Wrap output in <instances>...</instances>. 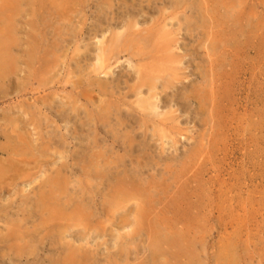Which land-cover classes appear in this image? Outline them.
I'll use <instances>...</instances> for the list:
<instances>
[{
    "label": "rangeland",
    "instance_id": "rangeland-1",
    "mask_svg": "<svg viewBox=\"0 0 264 264\" xmlns=\"http://www.w3.org/2000/svg\"><path fill=\"white\" fill-rule=\"evenodd\" d=\"M0 5L15 41L0 81V161L6 134L34 146L0 192L11 208L0 264L73 252L80 264H264V0ZM130 24L164 36L140 50L110 45ZM143 67L151 92L139 88ZM57 180L58 201L36 215V194ZM14 232L31 243L23 254L3 243Z\"/></svg>",
    "mask_w": 264,
    "mask_h": 264
},
{
    "label": "bare ground",
    "instance_id": "bare-ground-1",
    "mask_svg": "<svg viewBox=\"0 0 264 264\" xmlns=\"http://www.w3.org/2000/svg\"><path fill=\"white\" fill-rule=\"evenodd\" d=\"M108 2L111 0H107ZM3 2V0H2ZM5 7V6H4ZM2 5H0V18L2 20L3 23V28L0 29V81H2V83L4 84L6 81H8L7 78V74L9 72L12 71L13 67H14V59L9 55V50H12L13 45L15 44V41H13L12 37L10 36L11 34V30L8 32L9 30V19H7V16H4L3 18V14L6 12L5 8ZM16 14H19V12H17ZM12 16V15H11ZM136 24H130L127 26L126 31L127 34L126 35H122L119 33H115L113 34L111 40H110V45H113L114 48H116L117 45H119L122 42H125V47L133 48L136 47L137 49L140 50V47L143 48L144 45H151L152 42H154L155 40H157L159 36L162 35L161 38H163L164 34L161 32H158V34H152L149 33L148 30L145 31L144 34L140 33L139 31H135L133 30V27H135ZM11 28V27H10ZM161 33V35H160ZM127 49V48H126ZM125 49V50H126ZM101 53H104L103 50H101ZM120 54V53H118ZM142 54V53H141ZM37 55V48L36 46L32 47L30 49V54L29 57L31 60H35L34 56ZM130 59L132 58H137V55L131 56L129 55ZM138 57H140V55L138 54ZM168 54L166 53L164 55V58H168ZM104 56L101 54L97 57L98 62H99V69H102L104 71V69H107L109 67V65L104 68V60L103 59ZM139 58L137 59L138 61ZM103 59V60H102ZM137 64V63H136ZM139 66V65H136ZM147 67H143V76L141 78V82H140V87H146L147 90L149 92L153 91L155 89L153 83L151 84V76H150V72L148 69H146ZM103 73V72H102ZM105 75H107V72L104 73ZM7 79V80H6ZM171 80H165L164 81V86L162 88L165 89L168 87L167 84H170ZM97 87L98 90L101 94H103L104 96H108L109 93L103 89V86L99 85L97 83ZM156 95L152 94L150 95V98H155ZM139 104H143L146 105V101H139ZM13 112V110H12ZM12 119L9 118V121H11ZM9 121L7 122V124L9 125ZM10 123H14L13 121H11ZM5 127V126H4ZM7 137V144L5 147H3V149L1 151H3V153L7 156V159L4 161H0V192H4L5 190H7L8 188L12 187V183L14 182V180L17 178L18 180L22 177H18L16 176L13 171L14 168L21 164L24 161L23 158V153L30 149V147L33 149V145L29 143V141L26 140V138H22V135H20L19 137H16L15 140H10V137L8 134H6ZM18 157H20V159H17ZM24 163V162H23ZM2 183V184H1ZM53 183V182H52ZM64 185L62 184L61 181L57 180L55 186L49 188L47 191H43V192H38L35 196V199L33 201L34 207L35 208V214H39L40 212H38L43 206L46 207L49 203H54L55 201L57 202L58 199L57 197H55V194L58 193V191H61L63 189ZM120 192V191H119ZM121 196L127 198L128 197V192H123L121 191ZM17 196L19 197V201L20 203H24L23 201V197L24 196H20L19 194H17ZM10 205L8 204L7 200L0 202V216H7L9 215V211H10ZM22 219L16 220V223H12L11 225H21V223L24 221ZM16 234L17 232L14 233H9L6 237H3V243H7L5 244L7 248H9V250H14L19 252L20 254L25 253L26 251H22L24 249H27L28 245H30L31 243H26L28 241H25L21 244H16ZM9 241H11L13 244H9ZM166 241L169 242V244H175V242H177L176 240H169L167 239ZM181 251V249H179ZM182 252V251H181ZM75 252L68 254L67 256L64 257V259L61 261L60 264H80V259L77 260L76 256H75Z\"/></svg>",
    "mask_w": 264,
    "mask_h": 264
}]
</instances>
